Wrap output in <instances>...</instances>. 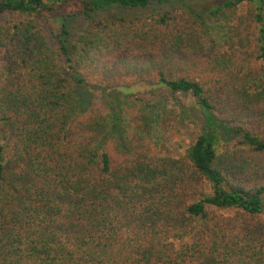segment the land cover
<instances>
[{"label":"trees","instance_id":"obj_1","mask_svg":"<svg viewBox=\"0 0 264 264\" xmlns=\"http://www.w3.org/2000/svg\"><path fill=\"white\" fill-rule=\"evenodd\" d=\"M152 4L0 0V264H264V0ZM138 84L205 113L183 154L168 99L78 91Z\"/></svg>","mask_w":264,"mask_h":264},{"label":"rangeland","instance_id":"obj_2","mask_svg":"<svg viewBox=\"0 0 264 264\" xmlns=\"http://www.w3.org/2000/svg\"><path fill=\"white\" fill-rule=\"evenodd\" d=\"M232 0H163V4H152L149 8L143 10H126L119 11L120 14H125L126 16H134L136 18H142L145 14L152 13L154 11H164V10H183L186 9L194 16L203 15L210 10H213L225 2ZM243 4H241L240 9L243 11ZM80 11L77 3L71 1L67 7L63 10V16L66 12H72L77 14ZM115 12V10H114ZM118 12V10H117ZM67 19V30L69 32L68 39H72L73 35L80 31L85 25V21L79 15L68 17ZM46 32L48 35L50 30L46 26ZM80 98L82 99V106L86 107L89 105L90 100L95 97L101 99L108 108L113 112L116 108L117 102L120 99L131 97L135 95H145L151 96L153 98L168 99L171 107L176 109H184L188 112V120L185 122L181 128V132L177 139L173 140L171 143L162 144L160 146L162 150V155L166 157H175L179 154H183L187 148V145L194 142V140L204 132V128L207 125L205 113L193 102L192 98L188 95H175L171 97L166 91L156 88L150 84H138L133 87H122L113 90H103L98 88H93L92 90L78 89ZM87 108V107H86ZM226 137L223 142L224 145L231 147L233 144V139Z\"/></svg>","mask_w":264,"mask_h":264}]
</instances>
